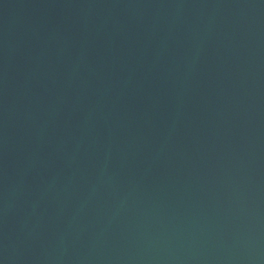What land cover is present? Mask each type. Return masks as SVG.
Listing matches in <instances>:
<instances>
[{
    "label": "water",
    "instance_id": "water-1",
    "mask_svg": "<svg viewBox=\"0 0 264 264\" xmlns=\"http://www.w3.org/2000/svg\"><path fill=\"white\" fill-rule=\"evenodd\" d=\"M0 264H264V0H0Z\"/></svg>",
    "mask_w": 264,
    "mask_h": 264
}]
</instances>
